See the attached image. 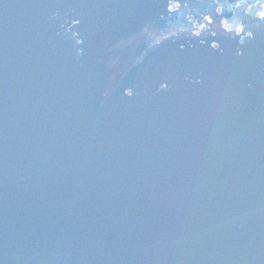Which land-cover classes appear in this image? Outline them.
I'll use <instances>...</instances> for the list:
<instances>
[{
	"label": "water",
	"instance_id": "water-1",
	"mask_svg": "<svg viewBox=\"0 0 264 264\" xmlns=\"http://www.w3.org/2000/svg\"><path fill=\"white\" fill-rule=\"evenodd\" d=\"M0 264H264V0H0Z\"/></svg>",
	"mask_w": 264,
	"mask_h": 264
}]
</instances>
